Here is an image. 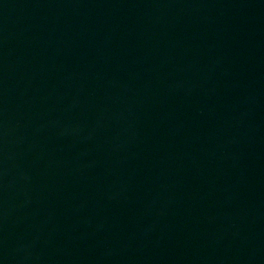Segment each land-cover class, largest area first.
I'll list each match as a JSON object with an SVG mask.
<instances>
[{
	"label": "water",
	"instance_id": "water-1",
	"mask_svg": "<svg viewBox=\"0 0 264 264\" xmlns=\"http://www.w3.org/2000/svg\"><path fill=\"white\" fill-rule=\"evenodd\" d=\"M0 264H264V0H0Z\"/></svg>",
	"mask_w": 264,
	"mask_h": 264
}]
</instances>
